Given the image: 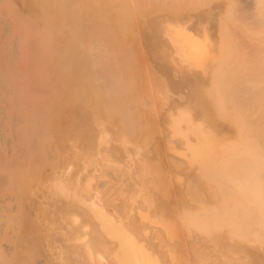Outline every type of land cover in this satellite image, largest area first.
<instances>
[{
  "label": "bare ground",
  "instance_id": "6f19581e",
  "mask_svg": "<svg viewBox=\"0 0 264 264\" xmlns=\"http://www.w3.org/2000/svg\"><path fill=\"white\" fill-rule=\"evenodd\" d=\"M0 264H264V0H0Z\"/></svg>",
  "mask_w": 264,
  "mask_h": 264
}]
</instances>
